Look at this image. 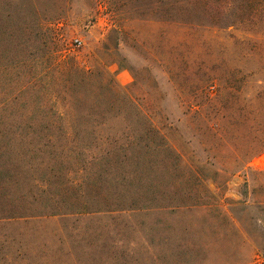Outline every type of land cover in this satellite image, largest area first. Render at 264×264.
Here are the masks:
<instances>
[{"label": "rangeland", "instance_id": "rangeland-1", "mask_svg": "<svg viewBox=\"0 0 264 264\" xmlns=\"http://www.w3.org/2000/svg\"><path fill=\"white\" fill-rule=\"evenodd\" d=\"M175 1L0 0V264H254L264 251V0ZM61 54L167 125L179 161L108 169L29 132L54 119L50 98L63 127L91 136L100 88L89 78L66 104L51 79ZM112 111L93 134L143 120ZM179 200L192 205L168 207Z\"/></svg>", "mask_w": 264, "mask_h": 264}, {"label": "trees", "instance_id": "trees-1", "mask_svg": "<svg viewBox=\"0 0 264 264\" xmlns=\"http://www.w3.org/2000/svg\"><path fill=\"white\" fill-rule=\"evenodd\" d=\"M171 1V2H170ZM164 2V1H162ZM161 3V2H160ZM177 4L175 0H169L170 8ZM231 1L227 2V8L231 6ZM164 6V5H162ZM215 15H209L210 22L216 24L214 21ZM216 18V17H215ZM224 24V23H223ZM233 23H227L230 25ZM52 65L55 69L56 75H51V79L54 83L58 80L62 81L64 90L66 91V97L63 98L66 104L73 103L78 100L76 96L79 93V89L83 86V83L89 78L94 79L95 83L98 84L100 92H94V96L91 97V106L93 107L92 121L90 122V132L91 136L89 138H79L75 130V124L69 123L67 127H63L61 120L63 119V112L56 111L57 99H45L44 103L47 110H49L54 119L50 116L46 117L45 123L35 128L36 122H29L32 127L27 125L29 132H39L42 133L46 140L50 142L52 148H61L60 145L54 144L52 139L56 133H59L61 137L65 138L64 148L69 151H74L76 153L89 154L92 161H97L99 165L103 167L111 168H136L141 165L146 167H167V165L177 163L179 161V155L176 153L174 145L169 141L167 137L166 126L160 119L154 121L149 119L148 116L140 110L139 104L127 91L125 87H122L112 79H106L104 75L92 68L90 70L84 69L79 63L69 54H61L56 56L52 60ZM34 79V77H33ZM31 79L30 85L28 86L30 93V101L32 106H37L36 101L33 102L34 95L37 90V85L34 82L35 79ZM53 96V95H52ZM55 96V95H54ZM57 98V97H56ZM126 104L131 107L134 114L139 118H143L141 124H136L135 128L132 127L131 123L126 122L123 124L120 134L116 135H95L96 131L107 130L110 128L111 116L115 117L117 112H110L113 107ZM111 115H110V113ZM0 155H8L7 146L9 137L0 131ZM63 148V147H62ZM156 154L158 159H143L140 155L143 154ZM92 161L85 160L86 163H92ZM160 186V185H159ZM161 188V187H160ZM163 190H158L159 194H163ZM185 201H171L168 204L169 208L190 206ZM138 208V207H136ZM132 210V207H117L110 210ZM139 209V208H138ZM55 212V211H52ZM44 214V211H36L32 215ZM60 213V212H57ZM55 214V213H51ZM18 216H23L24 214H17ZM12 216V215H11Z\"/></svg>", "mask_w": 264, "mask_h": 264}, {"label": "built area", "instance_id": "built-area-1", "mask_svg": "<svg viewBox=\"0 0 264 264\" xmlns=\"http://www.w3.org/2000/svg\"><path fill=\"white\" fill-rule=\"evenodd\" d=\"M254 264H264V251L257 253L253 260Z\"/></svg>", "mask_w": 264, "mask_h": 264}]
</instances>
